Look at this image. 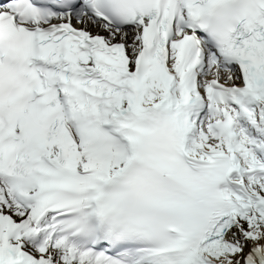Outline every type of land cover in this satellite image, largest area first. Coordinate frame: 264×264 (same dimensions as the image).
I'll list each match as a JSON object with an SVG mask.
<instances>
[{
	"label": "snow or ice",
	"instance_id": "6c2138e0",
	"mask_svg": "<svg viewBox=\"0 0 264 264\" xmlns=\"http://www.w3.org/2000/svg\"><path fill=\"white\" fill-rule=\"evenodd\" d=\"M0 264H264V0H0Z\"/></svg>",
	"mask_w": 264,
	"mask_h": 264
}]
</instances>
